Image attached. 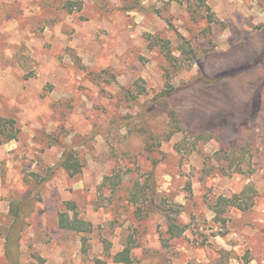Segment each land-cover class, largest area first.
Instances as JSON below:
<instances>
[{"label": "rangeland", "instance_id": "rangeland-1", "mask_svg": "<svg viewBox=\"0 0 264 264\" xmlns=\"http://www.w3.org/2000/svg\"><path fill=\"white\" fill-rule=\"evenodd\" d=\"M1 116L0 264H264V0H0Z\"/></svg>", "mask_w": 264, "mask_h": 264}, {"label": "trees", "instance_id": "trees-1", "mask_svg": "<svg viewBox=\"0 0 264 264\" xmlns=\"http://www.w3.org/2000/svg\"><path fill=\"white\" fill-rule=\"evenodd\" d=\"M168 58H171V55L167 54ZM171 87V86H170ZM167 91L160 92L157 94V97L153 99L152 101H148V107L151 106L150 109H146L144 113L141 114V124L145 125V132H147V135L145 137L146 142H151V140H158V139H165L168 140L173 134L182 131V123L181 118L176 110H169L167 111L164 130L162 134L158 136L159 133L154 132L153 130L147 128V120L149 119V114L152 110L155 109V106L164 104V100L166 102L167 100ZM18 128L15 126V121L9 117L4 118L0 117V137L1 140L10 141L17 138ZM104 129H96L93 130L92 135H94L96 132L103 131ZM60 167L67 171L70 174H77L81 171V165L76 157V155L73 152V147L71 145H67L64 147V150L62 152V155L57 163L56 166L50 167L48 169V175L51 176L54 169ZM109 177H106L107 180ZM44 180L41 178L39 180V186L43 185ZM105 182V181H104ZM119 181H116L115 183L111 184V189L113 191L117 190L119 188ZM130 195L137 196V192L133 191L130 193ZM235 197V196H234ZM226 198L224 196H219L215 202V212H220L219 205L222 202L229 203L233 201V198ZM234 202V201H233ZM65 209L73 210L75 208V204L68 201L65 203ZM240 206V204H239ZM245 208V207H243ZM21 207L19 204L15 205L14 207V213L16 216V220L19 219L21 216ZM58 226L65 230L70 231H76V232H86L90 230V223L86 220L76 216V215H69V213L66 210H62L58 213ZM184 226H181L174 217H168V227H167V233L170 237H176L179 236L184 231ZM132 246L129 244H126L124 248L121 251H118L114 255V259L116 261H125L130 262V250Z\"/></svg>", "mask_w": 264, "mask_h": 264}]
</instances>
